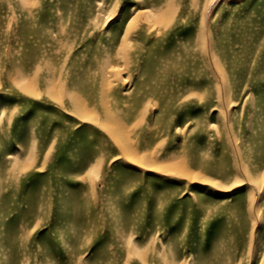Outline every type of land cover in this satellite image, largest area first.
Listing matches in <instances>:
<instances>
[{
  "label": "rangeland",
  "instance_id": "374dc122",
  "mask_svg": "<svg viewBox=\"0 0 264 264\" xmlns=\"http://www.w3.org/2000/svg\"><path fill=\"white\" fill-rule=\"evenodd\" d=\"M0 264H264V0H0Z\"/></svg>",
  "mask_w": 264,
  "mask_h": 264
},
{
  "label": "bare ground",
  "instance_id": "6f19581e",
  "mask_svg": "<svg viewBox=\"0 0 264 264\" xmlns=\"http://www.w3.org/2000/svg\"><path fill=\"white\" fill-rule=\"evenodd\" d=\"M148 2H150V1H148ZM142 4V3H141ZM143 6V5H142ZM150 6V5H149ZM160 6V5H159ZM152 7V6H151ZM147 8V7H146ZM145 8V9H146ZM150 10V9H149ZM151 11V10H150ZM143 12V14H146L148 11H146V10H144V11H142ZM151 12H153V11H151ZM154 12H156V11H154ZM158 12V11H157ZM149 13V12H148ZM147 13V14H148ZM159 13V12H158ZM157 16V15H156ZM142 17H143V15H142ZM153 17H155V16H153ZM148 19V18H147ZM147 19L145 20V21H147ZM133 20V19H132ZM154 20V19H153ZM155 20H157V19H155ZM149 22V21H148ZM154 24V23H153ZM136 25V24H135ZM155 26V25H154ZM134 28V27H133ZM151 28V27H150ZM132 29V28H131ZM134 30V29H133ZM151 30V29H150ZM147 32V31H146ZM139 33V32H138ZM125 42V41H124ZM126 44V43H125ZM54 46V45H53ZM184 55V54H183ZM185 56V55H184ZM181 58V57H180ZM177 59V58H176ZM173 61H175V60H173ZM116 62V61H115ZM168 62V61H167ZM172 62V61H171ZM110 64V63H109ZM116 64V63H115ZM112 65H113V63H112ZM109 66V65H108ZM118 66V65H117ZM119 67V66H118ZM111 68V67H110ZM115 68V67H114ZM108 73V72H107ZM55 75V74H54ZM57 76V75H56ZM191 85H193L194 86V84H191ZM196 85V84H195ZM79 94V93H78ZM109 97V96H108ZM142 102V101H141ZM123 130V129H122ZM119 131V130H118ZM118 131H116V132H118ZM124 131V130H123ZM125 132V131H124ZM122 133V132H121ZM124 152V151H123ZM164 260V259H163Z\"/></svg>",
  "mask_w": 264,
  "mask_h": 264
}]
</instances>
